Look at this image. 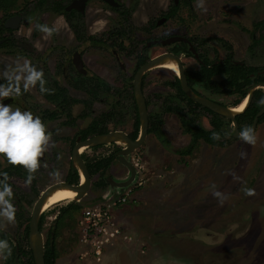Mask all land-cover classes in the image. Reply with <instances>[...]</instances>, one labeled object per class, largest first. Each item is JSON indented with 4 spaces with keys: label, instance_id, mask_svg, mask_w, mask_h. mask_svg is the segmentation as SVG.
I'll return each instance as SVG.
<instances>
[{
    "label": "rangeland",
    "instance_id": "1",
    "mask_svg": "<svg viewBox=\"0 0 264 264\" xmlns=\"http://www.w3.org/2000/svg\"><path fill=\"white\" fill-rule=\"evenodd\" d=\"M59 1L68 5L72 0ZM116 1L132 11L130 23L134 27L137 44L122 36L107 47L89 48L83 45L81 49L90 71L118 91L119 95L100 96L101 101L95 102L86 118L80 117L84 112L83 107L73 105L70 116L75 122L69 126L64 124L67 120L65 114H58L55 120L47 118L55 108L41 96L40 89L52 88L51 82L56 81L67 88L71 98L77 101L88 98L82 92H75L61 76V67L70 61L73 51L79 46L75 44L66 20L52 12L36 10L34 0L19 1L12 10L21 13L29 24L21 25L13 33V47L0 48V82L14 81L17 87L24 89V93L14 95L9 84H0V92L7 93L0 96V101L15 99L10 103L13 108L28 110L39 116L51 134L50 146L45 151L47 162L39 161L40 166L32 173L23 170L26 177L33 176V186L27 183L26 178L8 179L11 193L21 198L20 204L28 212H31L43 190L65 181L70 166V140L79 130L86 128L95 116L109 111L114 101L118 102L119 114L115 121L119 124L110 123L108 130L126 134L132 132L135 115L130 84L136 69L135 57L150 39L183 36L198 42L210 38L213 41L209 45L219 47L214 42L219 37L235 45L236 50H241L239 47L244 49L247 39L238 31L241 25L264 18V0H192L190 8L181 5L176 18L162 22L158 27L150 26V29H154L147 33L139 29L164 17L172 1ZM82 21L88 34L97 38H104L107 31L120 30L123 24L110 6L100 0L88 1ZM37 25L52 29L51 35L39 30ZM121 43L124 49L120 48ZM169 48L160 45L145 48V54L149 58L168 52ZM240 55L238 60L241 59ZM245 61L252 66H264V50L259 53V59L246 57ZM185 62L189 70L199 68L193 59L187 58ZM120 65L123 69H120ZM37 72L41 74L43 85L35 79ZM144 75L143 93L149 104L148 112L158 114L163 99L175 97V93L177 95L173 86L176 76L157 68ZM195 89L198 96H207L200 87ZM212 98L226 106L234 100L231 96L212 95ZM210 118L212 116L200 112L198 122L203 129L210 128ZM162 119L161 137L148 134L143 145L126 157L128 162L139 159L138 163L142 166L140 176L145 179L142 188L134 190L131 200L115 210L119 216L123 215L121 218L115 215L120 221L114 217L130 240H121L122 244L118 242V245L107 248L105 253L113 255L108 256L110 259L107 263L104 262V253L101 262L79 257L84 251L79 242L77 224L81 210L104 202L111 194L124 196L129 187H115L108 193V187L96 189L93 183L97 176L91 177V186L80 202L59 203L44 212L42 234L45 239L59 208L71 202L78 203L81 208L77 212H69L58 226L57 264H264V122L256 128V142L253 144L232 137L223 147L209 146L200 141L191 155L180 157L173 153L172 148L186 147L190 143V136L183 133L175 115L164 114ZM115 145L85 149L81 155L85 162L94 161L124 147ZM241 153L244 155L241 156ZM5 167L6 163L0 157V173ZM112 176L120 183L128 179L127 168L117 159L111 164ZM3 208V203H0V209ZM3 234L13 244L25 246L23 226H18L14 219L8 220L0 215L2 241ZM5 252L6 249H0V264H5Z\"/></svg>",
    "mask_w": 264,
    "mask_h": 264
},
{
    "label": "flooded vegetation",
    "instance_id": "2",
    "mask_svg": "<svg viewBox=\"0 0 264 264\" xmlns=\"http://www.w3.org/2000/svg\"><path fill=\"white\" fill-rule=\"evenodd\" d=\"M56 1H59V0H56ZM74 1H78V0H72L70 2V4H68V5H66V4L63 3V5H64V7H63L64 11L67 12V13H72L71 16L66 17L64 15V12H61V14H56V13H53L52 12L54 15L62 16L64 18V20H66V22L68 24V27L70 29L69 31H71V33H72L73 40H74L75 44L77 46H79V47H77V50H74L73 51L72 58L70 59V61L68 63H66L63 68L61 67V76L63 77V80L64 81H67L68 82V84L74 89L75 92H82L83 94L87 95L88 98L85 99V100H82V101H77L76 99H74V102L73 103H70V99H73V98H71L69 96V92H68L67 88H65L63 86H60L56 81H52L51 82L52 87L54 86V82H56L57 85L60 88L66 89V95H67V97L63 98L65 104H62L61 105V103L59 101L49 100L43 94H41V96L44 97V99L46 101H48L49 103H51L54 106V108H55L54 111H52L51 113L48 114V116L46 115L47 118L50 119V120H55L56 117L58 116V114H61V113L62 114H65L67 116V120L64 122V124L65 125H68V126L69 125H73V123L75 122L73 119H71V116H70V110H71V107L73 105H75V104L81 105L83 107V111H84L83 113H86V115H82L81 114L80 117L81 118H86L87 116L90 115V111H92V106H94L96 104L95 102L96 101H101V97L100 96H102V95H108V94L113 95V90H110L108 93H106L105 92L106 90L103 89V90L99 91L98 98H95V97L92 96L91 93L94 90V84H95L96 79L98 78L99 80H102L103 82H105V81L101 77H99L98 75H96L95 73H93V72L90 71V68L88 67L87 63L85 62L84 53H83V51L81 49L83 45L84 46H87L89 48H92V47H97V48H100L101 47L102 48V47H107L108 44H110V45L113 44L114 43V41H113L114 39H112V37L110 36L111 34H109L112 31L105 32L104 35H103L104 38L102 36H100V37L97 38V37H94L92 35H89L88 32H87L86 26H85L84 22L82 21V18L85 15L86 8H87V3H88L89 0H87V2L85 3V5L82 7L83 8V12H80L78 10V9H80L79 4H75L78 9H70V10H67L68 6L71 5L72 2H74ZM100 1H103V0H100ZM114 1L117 3L116 7H111L109 5L112 11H114L113 9L118 8L119 6H121V3L117 2L116 0H114ZM173 1H174L173 2L174 5L176 6L178 4V0H176V2H175V0H173ZM188 2L189 1L187 0V3ZM104 3H106V2H104ZM106 4L108 5V3H106ZM188 6H189L188 8L191 7V2H189V5ZM43 11H45V10H43ZM130 11H131V9H130ZM46 12H50V11H46ZM114 12L119 16L118 12H116V11H114ZM166 13L163 14L164 17L158 19L155 23L150 24L147 27H141L139 30L149 33L152 29H154V28H151L150 29V26L153 25V27H158V26L161 25L159 23L160 21L165 22V21H167V20H169L171 18H176L178 12L174 16H172L171 18H169V19L167 18ZM16 15L21 18L19 27L17 29H9V28H6L5 26H3L4 27V31H2L1 34H0V48H3V47L4 48H6V47L7 48H9V47L11 48V47H13L14 46V41H13V39H11V36H13V33H15L16 31H18V29L20 28L21 25H28L29 24V21L27 19H24L21 16V13H19V12H15L14 14H12L9 17L5 18L4 19V24H5L6 20H8L9 18H12L13 16H16ZM131 15H132V11H131ZM119 17H120V20L122 21L121 16H119ZM2 18H3V14H2ZM25 20L27 21V24H24L23 23V21H25ZM120 28H123V26H120ZM238 31L242 32L243 35H245V38H247L245 40L246 41V45H245L244 49L241 48V47H239L241 50H236L235 45L227 42L225 39H220L219 37H217L218 39L214 40V42H217L218 43L217 45H219V47H212V46L209 45V43L213 41L210 38L200 39L198 42L197 41L195 42V40L193 38H190V37L171 36V37H167L165 39H161V38H155V39L153 38L152 40L150 39V41H148L144 45V47H142V51L136 54V57L138 55L144 57L146 59L145 62H144V64H145L146 62H148L153 57H157V56L162 55V54H171V55H173V56H175L176 58L179 59V62H180L181 66L183 67V70H184L185 78H186V74L188 72H196V71L200 70L202 67H205L206 77H207V79H206V84L207 85H209L210 82H213V83L215 82V83L221 84V83H223V81L228 76H230L231 70H228V69L224 68V65L226 63H229L231 65H238L240 67H244L245 68V72L249 71L248 70L249 68H253V70H251L247 74V76L249 77V81L251 83L246 84V85L243 86L244 87V90L246 91V93L242 97H240V95H238L236 93L227 94L226 91H225V88L223 86H218L217 89H215L213 87H206V86H203V85L202 86L196 85V86H193V88H191L188 85L190 87V89L192 90V92L194 94H196V95H197V91H196L195 87H200L201 89H203L206 92V95L207 96L204 97L201 94H199L200 95L199 97L202 96V98H205V99H207V100H209L211 102H214V103H216V104H218L220 106H223V107L229 108V109H231L232 107L238 105L244 98H247V102L248 103H247L245 109L243 110L242 113L237 114L235 116V121L237 123V128H238V132H239V129H242L245 126H247V124L249 122V118L251 116V112L255 108H257V111H256L254 117L252 118L249 127L252 126V123H253V120H254L256 114L264 108V103H261L260 102L261 100L259 102L257 100V96L258 95H260L261 93L264 94V88L256 86L258 84H264V66L263 65H261V66H252V65L247 64V61L248 60L245 61L246 60V57L251 58V59H255V58H258L259 59V53H261V51L264 50V18L261 19V20H259V21H257V22H255V23L242 24L241 25V29L239 28ZM34 32H35V29H34ZM173 37H181L182 39H185V40H180L179 39V40H175L173 42H170L167 45H162L161 44V42L167 41L168 39H171ZM131 39L132 40H135L134 44H137L136 39H135V34H134V36L131 35ZM15 44L19 45L17 42ZM159 45L162 46V47L169 46L170 48H169L168 52H163V53H160V54H155L154 56L148 58L146 56V54H145V48L149 49L150 47L159 46ZM136 47H135V52H136ZM122 49H124V48L122 47ZM200 49H203V51L200 50ZM240 53H241V55H240L241 56V59L238 60L237 57H238V54H240ZM75 54H78L79 55V60L80 61H78L77 59L74 58V55ZM187 58L195 60L198 63L199 68L198 69H195V70H189L188 68H186V66H185L186 62L185 61H186ZM170 60H172V59H170ZM43 62H45V59L42 60V63ZM136 63H137V60L135 62V65H136ZM219 65L221 67L218 68L217 66H219ZM120 69H123V66L120 65ZM136 71H134V75H135ZM214 71H217V73L212 74L211 76H208V74L210 75V73H212ZM232 72H234V71L232 70ZM144 76L145 75H143V77ZM177 76H176V79H177ZM143 77H142V80H143ZM133 78H134V76H133ZM3 80H6V79H3ZM186 81H187V78H186ZM2 82H4V81H2ZM12 82H13L14 85L13 84H12L13 86L12 85L11 86L9 85V89L12 91V93L14 95H17V96L18 95L19 96L22 95V94H20V92H18L19 89H20V87H17L16 82H14V81H12ZM9 83L2 84L0 82L1 85H5V86H7V84H9ZM143 83H144V81H143ZM174 83H175V81H174ZM106 84H108V83H106ZM187 84H188V82H187ZM131 85L132 84H130V87H131ZM50 89L51 88L46 89V90L43 89V90L45 92H47V91L49 92ZM131 89H132V87H131ZM40 90H42V89H40ZM115 92H116V96L118 97V95H119L118 91H115ZM176 92H177V90H176ZM250 93H251V98H250V101H248V98H249V94ZM132 95H133V89H132ZM212 95L231 96V97L234 98V100L230 103L229 106H226V105H224V104H222V103H220L218 101H215L212 98ZM174 96L175 97L170 98V101L173 102V103H175V104H177V102H179L180 100L177 98L176 93H175ZM132 98L134 100V97H132ZM237 99H238V102H235ZM13 100L15 101V99L7 98V99H5L3 101H0V102L7 101L8 102L7 104L10 105V103H12ZM164 100L165 99H163V101ZM163 101H162V103H163ZM117 103H118L117 100L114 101L113 105L110 106L109 111H106L104 113H109L112 109H115V112L117 114H119L118 107H117ZM134 103H135V100H134ZM162 103H161V110L163 108ZM148 106H149V104H148ZM148 106H147V111H148ZM133 107H134V104H133ZM203 108H205V107H203ZM205 109H207V108H205ZM207 110H209V109H207ZM136 111H137V108H136ZM160 113H158V114H160ZM203 113H205L207 115H210L212 117L214 116V115H211V114L206 113V112H203ZM101 114H103V113H101ZM117 114H116V116H117ZM148 114H149V112H148ZM165 114H172V113H165ZM173 115H175V114H173ZM215 115L220 120V122L222 123V125H223L222 128L227 131V133L230 136V138L231 137L232 138H235L234 135H233V123L230 120L226 119L225 117H222V116H220L218 114H215ZM263 116H264V113L258 117L257 122H256V127L253 130L254 131V134H255L256 128L259 127V126H261L262 123L264 122V119L263 120H260V118L263 117ZM96 117L97 116H95L94 118H96ZM162 118H163V116H162ZM211 119L212 118L209 119L210 128L209 129H204V130L208 131V130H211L212 129V126H211V123H210V120ZM71 120H72V123H71ZM116 120H118V118H116ZM223 121H227V123L225 124ZM121 122L122 121H120V123ZM109 124L110 123L107 124V127H108ZM117 124H119V123L117 122ZM77 133L70 140V147H71V151H70V166H69V170H68L67 176H66L65 181H64L65 183L73 184V185H77L79 183L78 170L75 167H73L72 162H71V152H72V149H73L74 145L77 142V138L78 137L80 138V136H78ZM87 138H89V137H87ZM227 138H229V137L227 136ZM89 149H91V148H89ZM81 150H85V148H82ZM80 153H81V151H80ZM0 157H3V159H4L5 163H6V167L3 168L2 171H1V173H0V183L8 184V179L9 178H12V177L21 178V177L15 176V175H12V176H9V177L6 176L5 170L10 166L11 163L2 154H0ZM81 158L83 159L82 155H81ZM39 161L42 162V163L43 162L45 163V161L47 162L46 157H45V152L39 158ZM83 161H84V159H83ZM88 162H90V161H87V162L84 161L85 165ZM129 163L131 164V161H129ZM72 169L77 172V175H78L77 183H69L68 182V180H70L69 173L72 171ZM127 171H128V177H129V174L130 173H129L128 168H127ZM21 179H23V178H21ZM33 183L34 182H30L29 184L33 186ZM28 213H29V220H30V212H28ZM28 224H29V222H28ZM40 232H42V229L40 230ZM27 241H28V239H27ZM44 241H45V239H44Z\"/></svg>",
    "mask_w": 264,
    "mask_h": 264
},
{
    "label": "trees",
    "instance_id": "3",
    "mask_svg": "<svg viewBox=\"0 0 264 264\" xmlns=\"http://www.w3.org/2000/svg\"><path fill=\"white\" fill-rule=\"evenodd\" d=\"M21 2H29L30 0H0V12L3 14V18L0 20V34L2 31H4V19L9 17L10 15L14 14L12 10L16 8L17 3ZM189 2H192V0H188ZM174 1L172 0V4L170 8H168V11L166 13L167 18H171L174 16L181 5L188 6L189 2L187 3V0H178V4L175 6ZM34 7L36 9H41L45 11H50L56 14H61V12H64V15L66 17L71 16L72 13H67L64 11L63 2L62 1H56V0H34ZM189 7V6H188ZM114 11L118 12L119 16L122 18L123 28H120V30L112 31L110 36L113 41L115 42L117 38H120L122 36L128 37L129 40L134 41L131 39V35L134 36L135 30L132 27L130 23L131 18V11L129 8H126L125 6L121 5L118 8L113 9ZM71 23V22H70ZM133 38V37H132ZM134 45V44H132ZM122 48V43L119 45ZM130 51V52H129ZM128 53L131 54V50H129ZM137 63H136V69L135 71L144 64L145 58L142 56L136 57ZM218 68L221 67L220 65L217 66ZM224 68L231 70L230 76H228L223 83H213L210 82L209 85L206 84V71L205 67H202L200 70L196 72H188L186 74L188 85L193 88V86L200 85V86H206V87H213L217 89L218 86H223L225 88V91L227 94H233L236 93L240 95V97L244 96L246 91L244 90V85L251 83L249 81V77L247 76L248 72L253 70V68H249L247 72H245L244 67H240L238 65H231L229 63H226L224 65ZM232 70L234 72H232ZM217 73V71H214L208 74V76H211L212 74ZM145 79V76L142 80V89H143V81ZM2 84H6V82H2ZM13 82L11 81L9 85L11 86ZM14 85V84H13ZM12 85V86H13ZM177 90V98L180 100L177 102V104L170 101V99H165L162 103V110L160 114H148V134H153L155 137L160 138L161 137V125L163 122L162 116L165 113H172L175 114L176 117L179 119V122L182 127V131L185 134H188L190 136V143L184 147V148H172L173 153L177 154L180 157L189 156L194 151L196 145L202 141L206 143L209 146H216V147H223L228 142L227 131L222 128V123L220 120L216 117L214 113L211 111L201 107L199 104H196L192 102L190 99L186 97V95L182 92L180 88V84L178 79L175 80V83L173 84ZM132 87V85H131ZM55 89V90H54ZM57 89V90H56ZM105 89L106 93H108L110 90H113V94H116L115 90L108 86L105 82L102 80H99L98 78L95 81L94 84V90L91 93L93 97L98 98L99 91ZM20 94L24 93V89L20 87L19 91ZM41 94H43L47 99L49 100H55L59 101L62 104H65L64 99L67 97L66 95V89L60 88L56 82H54V86L49 90V92H45L44 90H40ZM50 93V94H49ZM133 97V95H131ZM264 99V94L261 93L257 96L258 102L260 100ZM74 99H70V103H73ZM238 102V99L235 101ZM134 104V122L132 125V132L128 134V137L131 140H136L139 133V119L136 111V106L133 100ZM146 105L148 106V103L146 102ZM69 106V105H68ZM68 108V107H67ZM257 111V108H255L251 112V116L249 118V122L247 126H250L251 120L254 117L255 113ZM200 112H206L211 115H214L212 119L210 120L212 129L211 130H204L200 124H199V118H200ZM115 109H112L109 113H103L97 116L96 118H93V120L90 122L88 127L85 129H82L78 131L77 135L80 136L81 140H85L87 137H92L96 135H102L107 132H109L107 124L108 123H114L117 124ZM82 115H86V113H82ZM264 116L260 118V120H263ZM72 123V120H71ZM119 123V122H118ZM69 124V123H68ZM241 129H239L240 131ZM213 133H219V139H213ZM161 140V139H160ZM161 142H163L161 140ZM112 146H116L115 144H111ZM102 146H95L91 147V149H97ZM120 149H116L111 154L104 156L102 158H99L94 161H90L86 163L87 170L90 174V177L97 176V180L93 183V186L96 189H103L107 186H109V183L107 182V178L110 177V167L114 159H117V152ZM24 168L19 165H13L10 164V166L5 170L6 176H18L21 178H26V175L24 174ZM68 180L69 183H77L78 175L75 170L72 169V171L69 173ZM28 182V181H27ZM30 182H34L33 176ZM29 182V183H30ZM21 199V198H20ZM20 199L15 195V193H12L11 197L9 198L10 203L12 204L14 208V220L18 223V226H23V237L25 240V246L16 243L13 244L9 237L7 235H1L4 241L7 242V248L6 252L4 254L5 258V264H34L32 252L31 249L28 246L27 236H28V222H29V213L24 209V207L20 204ZM80 205L75 202L69 203L64 208H59L57 211V214L55 215V218L53 220V225L50 230H48L46 234V238L44 241V263L45 264H55L56 259L58 257V251L56 248V239L58 237V226L63 222L64 217L69 212H77L79 211ZM45 219V213L43 212L39 217V230L42 229L43 221Z\"/></svg>",
    "mask_w": 264,
    "mask_h": 264
},
{
    "label": "water",
    "instance_id": "4",
    "mask_svg": "<svg viewBox=\"0 0 264 264\" xmlns=\"http://www.w3.org/2000/svg\"><path fill=\"white\" fill-rule=\"evenodd\" d=\"M104 2L108 3L111 7H116L117 3L114 0H103ZM87 0H78L72 2L71 5L68 6L67 10L70 9H78L75 4H79L80 9H78L80 12H83V6ZM176 2V0H175ZM82 8V9H81ZM21 18L19 16H13L12 18H9L6 20L4 26L9 29H17L19 27ZM163 21H160L161 23ZM24 24H27V21H23ZM185 40L181 37H173L171 39H168L167 41L161 42L162 45H167L170 42H173L175 40ZM74 58L79 60V55L75 54ZM167 59H172L176 62L179 74L177 76V79L179 80V84L181 87L182 92L189 98L192 102L197 103L201 105L202 107H205L212 111L215 114H218L222 117H225L226 119L230 120L233 123V135L235 138L241 140L238 136V128L237 123L235 121V116L237 114L232 113L231 109L225 108L223 106H220L214 102H211L205 98L199 97L196 94L192 92L190 87L187 84L183 67L181 66L179 59L171 54H162L157 57L151 58L148 62L143 64L139 69L136 71L133 81H132V89H133V97L135 100V105L137 108V114L139 119V133L136 140H131L128 137V134L122 131H109L102 135H96L93 137H89L85 140H81L79 137L77 138V142L74 145L72 152H71V162L73 167H75L78 170L79 179H80V173L84 177V182L79 183L77 185L68 184L65 182H60L54 185H51L47 187L45 190L42 191V193L39 195L37 201L33 205L31 212H30V220L28 224V245L32 252L33 262L34 264H45L44 263V238L42 232H40L38 227L39 217L43 213L42 208L45 203L46 198L49 194H51L54 190H56L59 187H66L76 192L75 201L79 202L84 196H86L90 186H91V177L90 174L86 168V165L81 158V153L79 150L83 147L85 149H89L91 147L95 146H105V145H111V144H118L124 143V147L117 152V160L122 163L125 167L129 170V177L126 181L121 183H116L114 180H112L111 177L107 178V182L110 184L111 187H116L118 189L126 188L134 177V169L132 165L126 160V157L129 156L132 152L138 150L144 143L147 135H148V111L146 106V101L144 97V93L142 90V77L143 75L153 69L156 68L159 64L163 63ZM77 62V61H76ZM75 62V63H76ZM77 64V63H76ZM258 87L264 88V84H258L256 85ZM251 93L249 94L248 101H250ZM4 104H7V101L2 102ZM264 113V108L259 111L252 123L251 128L254 130L256 127L257 119L260 115Z\"/></svg>",
    "mask_w": 264,
    "mask_h": 264
},
{
    "label": "clouds",
    "instance_id": "5",
    "mask_svg": "<svg viewBox=\"0 0 264 264\" xmlns=\"http://www.w3.org/2000/svg\"><path fill=\"white\" fill-rule=\"evenodd\" d=\"M198 6H202V4ZM37 27L51 35L52 29L49 27L45 25H37ZM35 79L43 85L44 81L41 79L40 73H35ZM4 95L7 93L0 92V96ZM260 102L264 103V99ZM238 136L248 144L256 142L254 131L249 126L242 128L238 132ZM212 138L219 139V133H213ZM50 143L51 134L39 116L34 115L31 111H22L20 108H13L11 105L0 102V154L6 157L11 164L21 166L29 173L34 172L40 166L39 158L50 146ZM243 155L244 153H241V156ZM31 179L32 176L29 175L27 181L30 182ZM214 194L219 195V193ZM11 195V188L7 184L0 185V203L4 205V208L0 209V215L6 216L8 220L14 218V208L9 202ZM6 248L7 242L0 240V249Z\"/></svg>",
    "mask_w": 264,
    "mask_h": 264
},
{
    "label": "built area",
    "instance_id": "6",
    "mask_svg": "<svg viewBox=\"0 0 264 264\" xmlns=\"http://www.w3.org/2000/svg\"><path fill=\"white\" fill-rule=\"evenodd\" d=\"M138 161L139 159H136L131 162L135 173L124 196L109 195L104 202L81 210L77 221L80 231L79 242L84 247V251L79 255L81 259L94 258L95 262H101L107 248L118 245L121 240H130L128 233L124 235L126 231L115 219L113 211L128 203L134 190L144 185L145 179L140 176L142 166Z\"/></svg>",
    "mask_w": 264,
    "mask_h": 264
},
{
    "label": "bare ground",
    "instance_id": "7",
    "mask_svg": "<svg viewBox=\"0 0 264 264\" xmlns=\"http://www.w3.org/2000/svg\"><path fill=\"white\" fill-rule=\"evenodd\" d=\"M173 61L170 59H167L163 63L156 66V68L167 70V71L173 73L175 76H177L179 74L178 67H176L177 66L176 62L174 61L175 62L174 63ZM247 103H248L247 98H244L238 105L231 108V112L235 113V114L242 113L243 110L245 109ZM118 144L124 145V143H121V142L120 143L118 142ZM81 149L79 150V152L81 151V153H82L84 150H81ZM79 180H80V183L84 182V177L81 173H80V179ZM75 197H76L75 191H73L69 188H66V187H59L56 190H54L51 194L48 195V197L46 198L45 203L43 205L42 212L47 211L48 209H50L52 206H54L56 204L74 201Z\"/></svg>",
    "mask_w": 264,
    "mask_h": 264
},
{
    "label": "crops",
    "instance_id": "8",
    "mask_svg": "<svg viewBox=\"0 0 264 264\" xmlns=\"http://www.w3.org/2000/svg\"><path fill=\"white\" fill-rule=\"evenodd\" d=\"M110 169H111V167H110ZM109 174H110V172H109ZM112 178H113L112 180L115 179L114 176H112ZM114 181H115L116 183H120V182H117L116 179H115ZM107 187L109 188V189H108V193H109V191H111L112 189L115 188V187H111L110 184H109V186H107ZM103 189H104V188H103ZM103 189H99V190H103ZM124 205H125V204H124ZM124 205H122V206H124ZM122 206H120V207H122ZM117 208H119V207H117ZM117 208H116V209H117ZM116 209H115V210H116ZM115 210H114V216L116 215V216H118V218H121L120 216H123V215H120V216H119L118 213H115ZM116 216H115V217H116ZM116 218H117V217H116ZM118 218H117V219H118ZM118 220H119V219H118ZM119 221H120V220H119ZM133 234H134V233H133ZM105 252H106V251H104V254H105L106 257L104 256V257H105L104 262L107 263V262H108V259H110V258H108V256H109V257H112L113 255H112V253H105ZM79 255H80V254H79ZM86 260H90V261H91L90 258H87ZM57 261H58V258H57L55 264H57ZM67 261H68V263L71 262L69 259H68Z\"/></svg>",
    "mask_w": 264,
    "mask_h": 264
}]
</instances>
